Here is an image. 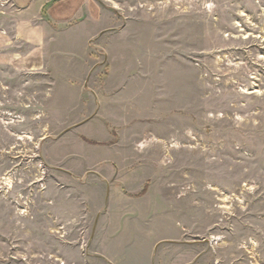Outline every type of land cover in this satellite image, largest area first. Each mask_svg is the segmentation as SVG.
<instances>
[{
    "label": "rangeland",
    "instance_id": "rangeland-1",
    "mask_svg": "<svg viewBox=\"0 0 264 264\" xmlns=\"http://www.w3.org/2000/svg\"><path fill=\"white\" fill-rule=\"evenodd\" d=\"M98 1L39 47L0 0V264H264V0Z\"/></svg>",
    "mask_w": 264,
    "mask_h": 264
},
{
    "label": "crops",
    "instance_id": "crops-1",
    "mask_svg": "<svg viewBox=\"0 0 264 264\" xmlns=\"http://www.w3.org/2000/svg\"><path fill=\"white\" fill-rule=\"evenodd\" d=\"M11 1L14 6L11 11V21L12 28L15 29V39L39 47L54 44L61 39L65 40L63 35L59 38L48 36L49 33L57 34L61 29H78L80 31L79 42L76 41L75 36H68L69 39L66 40L70 44H90L91 36L95 35L99 29V32H105L104 29L112 21V17L103 11L98 0ZM113 188V184H110L108 188L110 195Z\"/></svg>",
    "mask_w": 264,
    "mask_h": 264
},
{
    "label": "bare ground",
    "instance_id": "bare-ground-1",
    "mask_svg": "<svg viewBox=\"0 0 264 264\" xmlns=\"http://www.w3.org/2000/svg\"><path fill=\"white\" fill-rule=\"evenodd\" d=\"M11 183V182H10Z\"/></svg>",
    "mask_w": 264,
    "mask_h": 264
}]
</instances>
